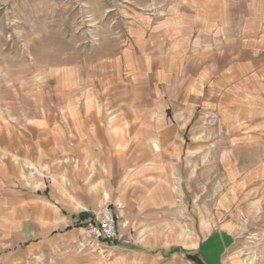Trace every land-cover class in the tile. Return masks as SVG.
Wrapping results in <instances>:
<instances>
[{
	"label": "crops",
	"instance_id": "obj_1",
	"mask_svg": "<svg viewBox=\"0 0 264 264\" xmlns=\"http://www.w3.org/2000/svg\"><path fill=\"white\" fill-rule=\"evenodd\" d=\"M101 44L3 75L0 264H244L239 230L264 227V0H149ZM115 203L119 239L94 241Z\"/></svg>",
	"mask_w": 264,
	"mask_h": 264
},
{
	"label": "rangeland",
	"instance_id": "obj_2",
	"mask_svg": "<svg viewBox=\"0 0 264 264\" xmlns=\"http://www.w3.org/2000/svg\"><path fill=\"white\" fill-rule=\"evenodd\" d=\"M148 11L149 0H0V109L2 93L8 90L5 71L96 53L97 43L113 46L129 15ZM239 231L237 250L243 263L264 264V227ZM153 233L150 229L148 234Z\"/></svg>",
	"mask_w": 264,
	"mask_h": 264
},
{
	"label": "built area",
	"instance_id": "obj_3",
	"mask_svg": "<svg viewBox=\"0 0 264 264\" xmlns=\"http://www.w3.org/2000/svg\"><path fill=\"white\" fill-rule=\"evenodd\" d=\"M122 205L115 203L105 205L98 209L94 214L93 220L87 225L86 233L94 240L104 243H113L119 239L117 230V222L115 218L116 212L120 211Z\"/></svg>",
	"mask_w": 264,
	"mask_h": 264
},
{
	"label": "water",
	"instance_id": "obj_4",
	"mask_svg": "<svg viewBox=\"0 0 264 264\" xmlns=\"http://www.w3.org/2000/svg\"><path fill=\"white\" fill-rule=\"evenodd\" d=\"M185 256L194 264H205L197 254H185Z\"/></svg>",
	"mask_w": 264,
	"mask_h": 264
}]
</instances>
